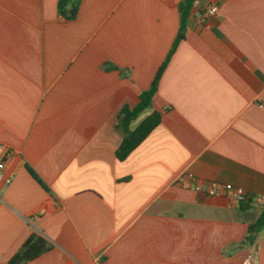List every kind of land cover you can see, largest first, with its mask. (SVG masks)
<instances>
[{
    "label": "crops",
    "instance_id": "0c3cea01",
    "mask_svg": "<svg viewBox=\"0 0 264 264\" xmlns=\"http://www.w3.org/2000/svg\"><path fill=\"white\" fill-rule=\"evenodd\" d=\"M56 1L0 0V142L15 150L0 264L32 233L50 248L21 264H239L253 251L264 264V229L244 239L263 206L187 177L264 192V0L193 2L145 109L159 123L122 160L117 112L150 85L180 0H81L71 19Z\"/></svg>",
    "mask_w": 264,
    "mask_h": 264
},
{
    "label": "trees",
    "instance_id": "16d2710c",
    "mask_svg": "<svg viewBox=\"0 0 264 264\" xmlns=\"http://www.w3.org/2000/svg\"><path fill=\"white\" fill-rule=\"evenodd\" d=\"M80 1L81 0H57L56 10L60 15L67 19L74 18L77 14ZM194 1L196 0L179 1L178 31L164 60L156 70L150 85L139 92L138 101L133 105L127 103L122 104L117 112L115 128L122 136L120 143L115 149V156L119 160L124 159L159 123L160 113L157 110H151L137 121L134 126H131L132 121L138 116V114L150 106L151 97L156 91L157 82L161 72L177 43L184 38L186 21ZM29 170L32 175L36 177L34 171L32 169ZM262 229H264V206L261 208L256 219L248 224L247 233L244 239L248 242H252L256 233ZM49 248L50 244L43 237L32 233L22 242L19 248L4 264H21L35 258Z\"/></svg>",
    "mask_w": 264,
    "mask_h": 264
},
{
    "label": "built area",
    "instance_id": "2783aa9c",
    "mask_svg": "<svg viewBox=\"0 0 264 264\" xmlns=\"http://www.w3.org/2000/svg\"><path fill=\"white\" fill-rule=\"evenodd\" d=\"M218 9L216 3H210L205 7L204 15L209 16L214 14ZM15 153V150L8 144L0 142V182L9 183L12 179V173L5 174V167L7 161ZM188 179L190 180V186L195 191L204 192L206 195H219L223 194L230 199L239 201L246 197H249L254 203L264 206V192H257L254 194H248L242 187L235 186L229 182L219 183L215 180H209L203 184L200 180L195 178L193 175L188 174ZM178 180L183 179V175L177 177ZM255 251L251 254L243 257L239 264H254L253 255Z\"/></svg>",
    "mask_w": 264,
    "mask_h": 264
},
{
    "label": "rangeland",
    "instance_id": "374dc122",
    "mask_svg": "<svg viewBox=\"0 0 264 264\" xmlns=\"http://www.w3.org/2000/svg\"><path fill=\"white\" fill-rule=\"evenodd\" d=\"M144 113H145V110L142 111L141 113H139L138 116L132 122L135 123V122L139 121L142 118V116L144 115Z\"/></svg>",
    "mask_w": 264,
    "mask_h": 264
}]
</instances>
